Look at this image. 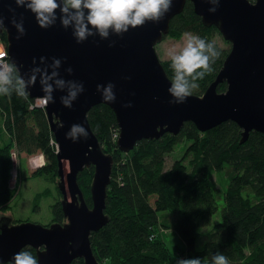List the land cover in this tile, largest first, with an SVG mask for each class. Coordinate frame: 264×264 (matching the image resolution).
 <instances>
[{"label": "water", "instance_id": "obj_1", "mask_svg": "<svg viewBox=\"0 0 264 264\" xmlns=\"http://www.w3.org/2000/svg\"><path fill=\"white\" fill-rule=\"evenodd\" d=\"M188 1L202 24L215 26L230 43V49L203 93L175 104L169 103L173 98L167 90L172 80L155 45L168 34L171 19L182 12L187 0H172L170 10L159 22L147 21L122 35L110 33L108 39L95 35L81 43L76 42L71 28L61 26L59 19L42 29L30 11L17 7L14 0H0V15L7 28L0 29V33H4L8 57L20 68L21 75L27 79L32 67H43L40 57L49 65L52 58H58L60 77L81 82L84 87L71 108L62 105L60 97L66 92L60 90L53 92L54 103L44 105L56 146V185L64 221L42 225L28 220L13 222L10 216L1 215L0 264H13L14 254L26 246L35 249L38 264H70L77 258H82L83 264H102L93 253L90 235L109 221L104 210L113 157L103 150L88 122L87 113L95 105L105 104L114 112L116 146L125 153L140 140L178 134L185 122L205 132L233 121L242 130L241 143L252 131L264 134V0H219L215 12L208 11L213 7L208 0ZM13 15L17 20L23 16L25 34L19 39L10 23ZM69 67L71 74L65 71ZM109 82L115 85L116 96L110 103L96 90L97 84ZM223 82L226 89L217 91ZM28 92L31 99L43 97L39 76ZM73 124L83 125L88 132L86 139L80 137L74 142L66 137ZM90 166L94 172L88 206L77 176Z\"/></svg>", "mask_w": 264, "mask_h": 264}, {"label": "trees", "instance_id": "obj_2", "mask_svg": "<svg viewBox=\"0 0 264 264\" xmlns=\"http://www.w3.org/2000/svg\"><path fill=\"white\" fill-rule=\"evenodd\" d=\"M216 29L202 24L188 0L182 12L170 21V37L179 39L184 33H191L214 44L219 52V57L211 62V71L195 81L197 87L192 94L203 93L229 51L213 41ZM0 41L6 44L4 33H0ZM160 61L172 80L171 58ZM225 89V82L218 84L217 91ZM33 102L34 99L18 96L15 92L9 96L0 95L1 211L10 208L9 202L16 193L9 187L12 152L18 156L41 153L45 164L33 175L51 182L57 177L54 138L45 111L39 107L30 108ZM87 119L103 150L113 157L104 210L109 221L90 235L93 253L100 263L176 264L177 259L185 256L198 257L202 264H211L213 254L221 252L229 264H264L263 133L252 131L241 143L242 130L233 121H225L205 132L199 131L192 122H185L178 134L165 133L157 139L140 140L125 153L112 139L118 126L109 106H93ZM3 132L7 140L3 139ZM183 140L187 141L183 155L165 169L166 155ZM223 167L228 168L224 203L219 212L220 219L212 222L219 207L210 172L220 171ZM93 172L92 166L85 167L77 176L88 206H91ZM51 194L49 187L36 193L33 211L38 210L42 197ZM165 210L176 213L174 229L183 242L181 251L175 246L170 248L157 233L158 212ZM50 211L51 223L64 221L60 199L50 204ZM205 227H210L206 239L197 248L196 242ZM22 250L36 256L32 247L26 246ZM70 264H83V259H74Z\"/></svg>", "mask_w": 264, "mask_h": 264}, {"label": "clouds", "instance_id": "obj_3", "mask_svg": "<svg viewBox=\"0 0 264 264\" xmlns=\"http://www.w3.org/2000/svg\"><path fill=\"white\" fill-rule=\"evenodd\" d=\"M213 5L208 9L215 12L219 0H208ZM17 7H24L30 11L42 29L53 26L57 19L63 28L72 29V35L77 43L98 35L101 39H108L110 33L122 35L129 28L143 26L147 21L159 22L170 10L172 0H14ZM14 13V9H9ZM59 12V17L57 16ZM10 23L15 27L17 39L25 34L23 16L19 20L12 16ZM0 29L6 30L4 17L0 15ZM114 43V42H113ZM111 46V44L109 45ZM0 95L9 96L15 92L18 96L27 97L28 88L33 86L39 76L41 90L44 93L40 98L41 105L54 103L53 92H66L60 97L62 105L71 108L73 102L84 91L83 84L74 80H65L60 77L58 69L61 60L52 58V63L46 64L45 58L40 57L43 67H32L27 73V79L20 73L17 64L8 57L4 49H0ZM219 57L214 44L196 35H188L185 46L171 54V66L174 76L168 93L173 98L169 103L180 104L192 95L197 87L196 80L202 79L211 71V62ZM33 64H36L35 59ZM49 69L51 71L49 72ZM69 74L72 68L65 69ZM115 85L111 82L106 85L97 84L96 90L106 102H115L113 91ZM130 105H125L129 107ZM63 127V124L59 125ZM88 132L81 124H73L66 137L74 142L78 138H87ZM13 264H38V259L31 252L21 250L14 254ZM176 264H202L201 258H180ZM211 264H229L228 258L221 252L213 254Z\"/></svg>", "mask_w": 264, "mask_h": 264}, {"label": "rangeland", "instance_id": "obj_4", "mask_svg": "<svg viewBox=\"0 0 264 264\" xmlns=\"http://www.w3.org/2000/svg\"><path fill=\"white\" fill-rule=\"evenodd\" d=\"M188 35L193 34L184 33L179 39L172 38L168 34L165 35L163 39L155 45V50L159 59H170L172 53L179 52L185 46ZM213 41L221 48L230 49V43L223 38L217 29L213 31ZM2 137L4 140H7V135L4 132L2 133ZM116 138L117 132H113L112 139L115 143ZM186 145L187 141L183 140L174 146L172 152L166 155L165 169L169 168L175 159H178L183 155ZM34 159H39V162L35 163V165L32 163ZM188 159L189 157L185 159L186 164ZM43 164H45L44 157L38 152L33 155L21 153L19 156L16 155L15 152V154L12 155V169L10 170L9 187L15 190L16 193L9 202L10 208L3 211L0 210V216L8 215L13 219V222L28 220L42 225H49L51 223L52 216L50 204L56 199H61V194L56 185L57 177L54 182H51L39 175H33V172ZM227 173V167H223L220 171L210 172V178L214 184L215 198L219 207V211L214 216L212 222H216L220 219L219 212L224 203V191L228 182ZM46 187L51 189V196L42 197L39 202L38 210L33 211V198L35 194L41 192ZM158 220L157 233L162 239L166 240V243L170 248L175 246L181 251L183 242L174 229L176 213L168 210L159 211ZM209 228L205 227L201 231V235L196 242L197 248H200L205 241L206 232ZM152 236L154 235H151V237ZM182 257L186 258L185 256Z\"/></svg>", "mask_w": 264, "mask_h": 264}, {"label": "built area", "instance_id": "obj_5", "mask_svg": "<svg viewBox=\"0 0 264 264\" xmlns=\"http://www.w3.org/2000/svg\"><path fill=\"white\" fill-rule=\"evenodd\" d=\"M0 49H4L7 52V46L6 44H4L3 42L0 41ZM33 107H40L43 108L44 105H41L40 103V98H34V102L32 104H30V108ZM15 154L14 152H12V155Z\"/></svg>", "mask_w": 264, "mask_h": 264}, {"label": "bare ground", "instance_id": "obj_6", "mask_svg": "<svg viewBox=\"0 0 264 264\" xmlns=\"http://www.w3.org/2000/svg\"><path fill=\"white\" fill-rule=\"evenodd\" d=\"M7 55H8V53H7ZM166 72V71H165ZM167 74V73H166ZM168 76V75H167ZM169 77V76H168ZM40 108V107H39ZM43 110H44V107L42 108ZM41 161V160H40ZM39 162V159L37 160V159H34L33 161H32V163H33V165H35V163H38Z\"/></svg>", "mask_w": 264, "mask_h": 264}, {"label": "snow or ice", "instance_id": "obj_7", "mask_svg": "<svg viewBox=\"0 0 264 264\" xmlns=\"http://www.w3.org/2000/svg\"><path fill=\"white\" fill-rule=\"evenodd\" d=\"M0 54H2V53H0Z\"/></svg>", "mask_w": 264, "mask_h": 264}]
</instances>
